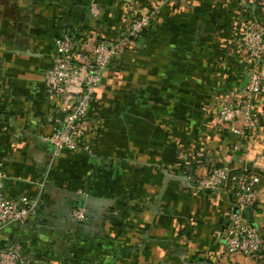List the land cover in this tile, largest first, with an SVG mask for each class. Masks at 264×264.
Here are the masks:
<instances>
[{
	"label": "crops",
	"instance_id": "0c3cea01",
	"mask_svg": "<svg viewBox=\"0 0 264 264\" xmlns=\"http://www.w3.org/2000/svg\"><path fill=\"white\" fill-rule=\"evenodd\" d=\"M150 27L104 74L91 106V152L54 157L45 138L64 98L47 71L64 33L116 40L132 16ZM264 25L255 0H0V167L5 192L37 201L25 224L0 226V249L25 264H264L231 255L235 212L259 224L264 197L246 208L231 192L195 193L198 176L229 165L260 177L264 195V94L252 146L218 125L254 65L241 46L247 21ZM264 70V59L260 63ZM245 140V141H244ZM240 146L239 149L236 147ZM90 213L77 224L72 209Z\"/></svg>",
	"mask_w": 264,
	"mask_h": 264
},
{
	"label": "built area",
	"instance_id": "2783aa9c",
	"mask_svg": "<svg viewBox=\"0 0 264 264\" xmlns=\"http://www.w3.org/2000/svg\"><path fill=\"white\" fill-rule=\"evenodd\" d=\"M264 5V0H255ZM156 11L133 15L128 31L116 40L87 39L82 42L76 35L64 33L55 43L56 61L47 71L45 86L50 94L64 98L63 117L54 120V131L45 138L52 147L54 157L65 152H91L88 139L92 102L99 90L104 74L113 66L151 24ZM241 46L254 65L235 104H225L218 111V125L252 146V131L257 127L259 115L254 108L256 99L264 94V25L257 19L247 21ZM245 141V140H244ZM237 149L240 146L236 147ZM260 177L242 174L229 165L212 166L198 176L192 189L195 193L219 194L231 192L242 209L262 201ZM39 211L37 201L27 196L10 197L5 192L4 173L0 167V226L28 223ZM73 221L85 223L89 209L82 201L72 209ZM225 242L231 255L253 257L260 254L264 243V215L259 224L250 222L242 212H235L225 230ZM0 264H25L18 247L0 249Z\"/></svg>",
	"mask_w": 264,
	"mask_h": 264
},
{
	"label": "rangeland",
	"instance_id": "374dc122",
	"mask_svg": "<svg viewBox=\"0 0 264 264\" xmlns=\"http://www.w3.org/2000/svg\"><path fill=\"white\" fill-rule=\"evenodd\" d=\"M89 213H90V211H89Z\"/></svg>",
	"mask_w": 264,
	"mask_h": 264
},
{
	"label": "trees",
	"instance_id": "16d2710c",
	"mask_svg": "<svg viewBox=\"0 0 264 264\" xmlns=\"http://www.w3.org/2000/svg\"><path fill=\"white\" fill-rule=\"evenodd\" d=\"M144 33V32H143Z\"/></svg>",
	"mask_w": 264,
	"mask_h": 264
}]
</instances>
